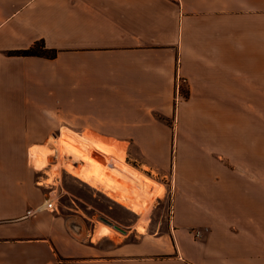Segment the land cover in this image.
I'll list each match as a JSON object with an SVG mask.
<instances>
[{
  "label": "crops",
  "instance_id": "crops-1",
  "mask_svg": "<svg viewBox=\"0 0 264 264\" xmlns=\"http://www.w3.org/2000/svg\"><path fill=\"white\" fill-rule=\"evenodd\" d=\"M36 42L56 57L9 55ZM184 111L194 164L175 169L194 194L175 199L188 203L163 233L138 232L134 213L112 227L120 237L97 236L106 222L71 194L68 215L42 208L48 185L29 155L60 123L148 139L165 173L158 139ZM0 264H264V0H0Z\"/></svg>",
  "mask_w": 264,
  "mask_h": 264
},
{
  "label": "rangeland",
  "instance_id": "rangeland-1",
  "mask_svg": "<svg viewBox=\"0 0 264 264\" xmlns=\"http://www.w3.org/2000/svg\"><path fill=\"white\" fill-rule=\"evenodd\" d=\"M191 109H193V107ZM183 114L180 121L178 122L177 118L175 120V115L172 119L167 120L166 123L172 129L171 135L165 139H158L159 142H162V140H165L166 142V153L170 168L165 173L157 171L155 169L156 167H152L149 164L146 157L147 154L145 152L147 151V145L149 143L148 139H106L91 136L89 132H85L84 136L79 137L72 130L68 129L66 123L63 122L60 123L59 129L54 133L53 137H50L46 140V145L44 148H42L48 152V155L46 157V167L37 173V178H39L38 181L42 182L44 185H48V188H45L46 195L50 198V200L52 199L55 201L56 207L59 209L60 213L64 215L70 214L67 208L72 206L68 195L71 194L84 201V204H87L85 206L88 207L89 205L90 212H88L83 206L88 215L96 214L102 221L106 222V224L109 223L111 225L108 226L102 223L100 228L102 225H104L110 229L112 227H116L120 230H123V228L118 227L117 224H121L122 226L126 227L133 225V222L136 220L134 213H138L140 217L139 225L144 230L141 231V233L145 232L148 228L150 231L163 233L169 224L171 212L174 211L175 205H187L188 203H180L175 199H180L182 196H193L194 194L193 180L190 179L186 181L179 178L177 179V170L175 169L176 166L179 165V167L187 168V172L192 173V170H189V168H193L194 164L196 139L193 113H191L190 116H187L186 111H184ZM68 131L72 132L75 138L82 140L93 149L101 153L110 149L123 150V158H120V161L118 160V157L120 156L114 157V159L113 156H105L99 153L97 155V152H93L97 158L95 160L101 164H103L108 159L107 164H109L111 170H108L110 173L107 172L108 175L106 178L109 179V183L118 187L117 189L119 191L117 190V193L125 195L126 202L123 206L110 200L104 194H102L100 191L103 190L100 187H98V189L92 188L91 186H88L86 183L72 176L70 172H67V168L72 167L74 170H79L78 168L81 166L80 162L76 160L72 161V157L67 156L59 146L58 139L61 133H66ZM64 136L65 135H62V137ZM136 142L142 144L144 153L138 148ZM113 163L119 167V170L111 167V164ZM146 164H149L151 168L144 167ZM135 167L139 168V170L135 169ZM125 169L136 170V172L141 174L142 178L144 177L146 181V187L142 186L144 189L142 188L143 190L141 189L139 192L138 190H134L135 186L131 182L126 181L124 178L119 179L116 171H123ZM122 184H127L129 186L127 188L125 186H121ZM132 185L134 187H132ZM121 189L122 193L120 192ZM132 191L138 193H132ZM144 192H146V194ZM114 195L115 194L112 196ZM159 197H162L163 200L157 202ZM135 203L138 204V207ZM140 203L143 205L145 204V207L140 205ZM84 226L89 229L92 225L90 222L85 220ZM136 228H138V226ZM111 230L113 231L111 236L120 237L118 231H115L113 228ZM194 231L196 230L192 229L189 232V234L193 237ZM103 243L108 244V240H104Z\"/></svg>",
  "mask_w": 264,
  "mask_h": 264
},
{
  "label": "bare ground",
  "instance_id": "bare-ground-1",
  "mask_svg": "<svg viewBox=\"0 0 264 264\" xmlns=\"http://www.w3.org/2000/svg\"><path fill=\"white\" fill-rule=\"evenodd\" d=\"M59 142V146L61 147V150L67 155L72 157V161L76 160L78 162L81 163L80 168H78L79 170H74L72 167L67 168V172H70V174L72 176H74L75 178L79 179L80 181L86 183L87 185L93 187V188H97L100 187L104 190H106L107 192L110 190L113 192V194H115L113 197L122 205L125 204V195L119 194L117 193V188L116 186H113L111 183H109V179L106 178V176L108 175L107 172H109L108 170L110 168L109 164H107V161H105L103 164H101L100 162H97L95 159L96 155L93 154V152H97L101 154V155H105V156H113L114 157H118L117 159L120 161V158L122 157V149H110V150H106L103 153L93 149L91 146H89L87 143L83 142L82 140L75 138L71 135H65L64 137H59L58 139ZM59 147V148H60ZM61 152V151H60ZM48 152L46 150L43 149H37V150H32L31 154L29 155L31 158V164L32 167L37 170V171H41L46 167V157ZM64 155V154H63ZM94 157V158H92ZM110 157V159H111ZM115 159V158H114ZM113 161V160H111ZM68 163V162H67ZM75 163V162H74ZM71 164V163H70ZM73 165V164H72ZM112 168L114 167V163L111 164ZM77 166V165H76ZM64 167V166H63ZM119 170V169H118ZM117 172V176L120 178H124L126 181L131 182L133 185L132 187H134V190H138L139 192L141 191V189L143 187H146V181L144 179V177L142 178L141 174H139L138 172H136V170H129L126 169V171H116ZM125 172V173H124ZM110 173V172H109ZM142 178V179H141ZM139 180V181H138ZM145 184V185H144ZM131 185V184H130ZM121 186H125L128 188L129 185H125L122 184ZM143 186V187H142ZM112 187V188H111ZM141 187V188H140ZM114 188V189H113ZM123 188V187H122ZM116 189V190H115ZM144 189V188H143ZM142 189V190H143ZM130 190V189H129ZM119 191V190H118ZM122 191V189L120 190V192ZM126 191V190H125ZM122 193V192H121ZM124 193V192H123ZM127 193V192H126ZM132 193H138L135 191H132ZM146 194V192H144ZM148 193V192H147ZM112 194V195H113ZM111 195V196H112ZM159 196V193H158ZM131 197V196H129ZM144 199V198H143ZM52 200V199H51ZM53 201V200H52ZM135 201V200H134ZM137 201V200H136ZM142 201V200H141ZM55 202V201H54ZM138 202V201H137ZM140 202V201H139ZM148 202V201H147ZM136 204V203H135ZM138 204H136L137 206ZM140 205H143L142 203H140ZM145 205V204H144ZM143 205V206H144ZM134 206V205H133ZM135 207V206H134ZM132 207V208H134ZM138 207V206H137ZM145 207V206H144ZM129 208V207H128ZM142 209V208H141ZM138 231H144L143 228L141 226H138ZM112 230L109 227H106L104 225L101 226L100 230L97 233V236L99 235H110L112 234ZM95 236V235H94ZM95 240V239H94Z\"/></svg>",
  "mask_w": 264,
  "mask_h": 264
},
{
  "label": "trees",
  "instance_id": "trees-1",
  "mask_svg": "<svg viewBox=\"0 0 264 264\" xmlns=\"http://www.w3.org/2000/svg\"><path fill=\"white\" fill-rule=\"evenodd\" d=\"M56 54L57 52L55 50L47 49L43 42H36L26 50L9 53L10 56L40 57L45 59H54Z\"/></svg>",
  "mask_w": 264,
  "mask_h": 264
},
{
  "label": "built area",
  "instance_id": "built-area-1",
  "mask_svg": "<svg viewBox=\"0 0 264 264\" xmlns=\"http://www.w3.org/2000/svg\"><path fill=\"white\" fill-rule=\"evenodd\" d=\"M84 207L86 208V210H87L88 212H90V211H89L90 208H88L87 206H84ZM42 208H43L44 210H47V211L53 212V211L56 210V204H55L54 201L48 199V200L44 203V205H43ZM193 235H194V238H199V237L201 236V234H200L199 231H194V232H193Z\"/></svg>",
  "mask_w": 264,
  "mask_h": 264
}]
</instances>
